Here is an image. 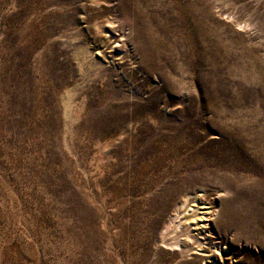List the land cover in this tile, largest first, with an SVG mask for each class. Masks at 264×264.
I'll return each instance as SVG.
<instances>
[{
    "label": "rangeland",
    "instance_id": "374dc122",
    "mask_svg": "<svg viewBox=\"0 0 264 264\" xmlns=\"http://www.w3.org/2000/svg\"><path fill=\"white\" fill-rule=\"evenodd\" d=\"M0 264H264V0H0Z\"/></svg>",
    "mask_w": 264,
    "mask_h": 264
}]
</instances>
